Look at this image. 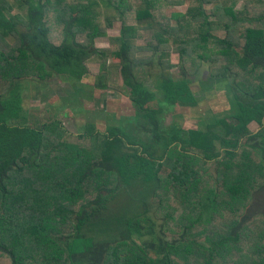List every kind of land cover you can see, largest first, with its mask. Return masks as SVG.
Masks as SVG:
<instances>
[{
    "label": "trees",
    "instance_id": "16d2710c",
    "mask_svg": "<svg viewBox=\"0 0 264 264\" xmlns=\"http://www.w3.org/2000/svg\"><path fill=\"white\" fill-rule=\"evenodd\" d=\"M186 1V14L165 15ZM209 1L0 0V264H238L243 245L264 264V0L241 10L239 0L218 2L219 22L210 21ZM115 21L120 83L100 88L128 95L135 118L120 123L132 121L130 133L119 124L73 136L57 111H41L53 120L23 109L34 80L64 78L90 93L83 80L93 58L107 80L108 54L95 40ZM194 27L205 30L189 38ZM144 34L150 42L137 47ZM173 48L183 79L165 68L155 78L146 67ZM198 75L202 85L232 80L231 113L204 130L163 128L166 106L197 107L187 77Z\"/></svg>",
    "mask_w": 264,
    "mask_h": 264
},
{
    "label": "rangeland",
    "instance_id": "374dc122",
    "mask_svg": "<svg viewBox=\"0 0 264 264\" xmlns=\"http://www.w3.org/2000/svg\"><path fill=\"white\" fill-rule=\"evenodd\" d=\"M222 9L225 6H230V3L226 0H210L206 9L212 11V16L210 21L219 22L218 17L216 16V10H218L215 5L218 4ZM189 1H186L182 5H175L173 7H167L165 9V15L172 17L176 14H186L190 6ZM245 0L236 1V9L241 10L244 8ZM19 12L22 15L26 14L25 7H18L14 4V13ZM220 15H224L222 11L218 10ZM103 13L106 17H115L118 13L114 10L104 8ZM50 26L56 27L53 17L49 18ZM177 24L176 20H171L170 25L174 27ZM58 29V26L56 27ZM106 37H101L95 40V47L100 49V51H105L108 54V68H109V78L106 80L105 74L101 72L102 59L99 57L93 58L89 64L88 68L90 74L85 77L83 83L89 87L86 93L78 92L76 89L71 87L67 83L66 79L58 78L56 81L49 82L47 84H42L37 80L32 81L26 89L23 90L22 96L23 109L27 110L26 112L32 110L40 111L39 117H44L45 115L51 116L55 111L58 112L60 121L62 122L65 130L73 135L78 136L84 133V130L87 126H94L96 131L107 134L108 130L113 126H118L119 124L125 127V132L130 133L134 126L132 121L121 122L122 120H127V118H135V109L130 101L128 95L120 94L114 89L110 88H100L102 85H112L116 87L119 85V61L114 58L111 54V44L110 38L117 37L121 30V21H115L112 24L111 28H106ZM192 36H195V31L205 30V27H194L190 29ZM214 36L219 38L226 37V31L221 26L212 25V31ZM188 33V32H187ZM136 41L137 47H145L148 45L150 40L147 38V34ZM60 37V36H58ZM84 37H80V41ZM61 39V37H60ZM138 57L146 58L153 55L151 51H139L136 53ZM180 58L179 55L174 53V48L164 54L161 58H157L156 65L146 67L147 70H152L153 75L156 78V75L159 73V69L165 68L170 73V76L173 80L179 81L183 79L182 71L180 69ZM190 80L189 88L193 94L197 95L199 101L198 105L195 108H184L178 105L175 106H166L165 115L161 118V126L167 128L174 123L180 124L184 129H199L204 130L207 123L213 121V117H222L228 116L231 113L230 110V99L229 90L227 86H230L232 80L229 78L223 80L221 83H214L210 86L208 83L202 85L203 81L206 78L203 75L187 77ZM154 81H148L147 84L152 90L154 89ZM83 84V85H84ZM74 93L77 96H74V99L71 98ZM86 93V94H85ZM160 95V93H159ZM43 109H51V113L43 114L41 111ZM77 111V112H76ZM54 116V115H52ZM51 116V118H52ZM58 118V117H57ZM56 118V119H57ZM53 119V118H52ZM213 119V120H212ZM55 120V119H53ZM252 131H256L258 125L252 124ZM129 137L133 134H128ZM260 201L262 202L261 196H259ZM256 201V202H255ZM255 205L258 203V197L254 200ZM121 206V204H120ZM118 211V210H116ZM159 227V226H158ZM149 239V237H147ZM248 245H243L239 247L237 254L238 264H253L251 255L255 252L254 247Z\"/></svg>",
    "mask_w": 264,
    "mask_h": 264
}]
</instances>
